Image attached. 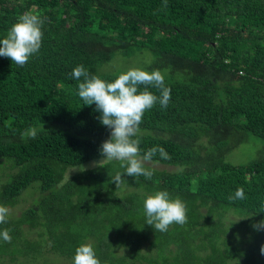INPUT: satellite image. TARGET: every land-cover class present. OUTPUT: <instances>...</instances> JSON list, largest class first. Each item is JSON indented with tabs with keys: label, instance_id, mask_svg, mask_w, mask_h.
Returning a JSON list of instances; mask_svg holds the SVG:
<instances>
[{
	"label": "trees",
	"instance_id": "1",
	"mask_svg": "<svg viewBox=\"0 0 264 264\" xmlns=\"http://www.w3.org/2000/svg\"><path fill=\"white\" fill-rule=\"evenodd\" d=\"M163 3L0 0V40L25 12L44 19L41 48L25 66L0 56V161L10 167L0 171V205L12 208L34 183L39 194L0 224L12 236L0 238V259L34 264L51 252L73 264L77 247L89 243L101 264H264V228L253 227L264 220V145L246 163L224 160L250 135L264 141V0H167L161 10ZM143 49L171 99L144 113L135 138L141 157L153 147L170 157L157 152L147 162L176 169L145 162L153 171L146 179L114 160L66 179L69 168L103 157L111 133L96 105L78 96L83 78L70 73L83 65L112 82L121 73L101 65ZM30 127L36 138H21ZM237 189L245 199L229 200ZM162 190L186 206L187 222L167 232L147 225L143 208ZM230 212L241 220L228 227Z\"/></svg>",
	"mask_w": 264,
	"mask_h": 264
},
{
	"label": "clouds",
	"instance_id": "2",
	"mask_svg": "<svg viewBox=\"0 0 264 264\" xmlns=\"http://www.w3.org/2000/svg\"><path fill=\"white\" fill-rule=\"evenodd\" d=\"M167 7V0L161 10ZM44 19L31 11L21 14L17 22L9 29L7 36L0 40V56L10 58L17 66H25L29 59L39 52L42 45V27ZM70 76L81 81L78 83V96L84 105H96V110L101 113L100 122L110 130V138L102 142L100 151L104 157L101 161H120L128 176H144L151 179L153 171L145 167V162L150 161L159 152L162 159H168L169 154L162 148L153 147L142 157L140 155L139 127L144 113L153 108L157 102L162 108H167L171 99V90L165 86V76L160 70L151 72L141 68H130L118 77L108 82L98 75H90L83 65L75 67ZM143 85L144 90L140 91ZM152 86L160 91L157 96L148 90ZM36 127L26 129L21 138L35 139L38 135ZM97 162L100 165V162ZM83 170V169H81ZM117 187L121 183V174L118 172L112 177ZM229 200H243V189H237ZM146 214V224L154 227L156 231L167 232L172 224L183 225L187 222L186 206L180 199H171L167 191H157L147 196L143 202ZM9 209L0 205V224L7 223ZM253 227L256 230L264 228V220ZM4 242L11 243L12 236L9 230L0 232ZM264 254V245L260 248ZM73 264H101L94 248L89 243L77 247Z\"/></svg>",
	"mask_w": 264,
	"mask_h": 264
},
{
	"label": "rangeland",
	"instance_id": "3",
	"mask_svg": "<svg viewBox=\"0 0 264 264\" xmlns=\"http://www.w3.org/2000/svg\"><path fill=\"white\" fill-rule=\"evenodd\" d=\"M153 61H154V55L150 50H147V49L137 51L131 56H125V55H122L120 52H116L112 56V58L106 63L102 64L101 67H103V69L107 73H118V72L122 73V72H126L130 68H141L143 70L151 72L153 70H157V68L153 66ZM263 145H264V141L262 139L256 136L250 135L247 141L239 144L238 146L233 148L231 151L227 152L224 156V160L232 164H235V165L246 163L250 159L256 156V154L258 153V150L261 149L260 147ZM102 159H104V157L93 159L83 164L73 166L68 169L67 171L68 173L66 172L64 177L68 179L70 177V174H73L81 169L85 170L87 168L94 167L98 165L97 162L101 161ZM3 162H7V161L6 160L0 161V171L10 170V167L1 166ZM103 162L104 161H101L100 163H103ZM147 163L151 164L153 167L158 168V169H166V170L176 169L175 166L152 164L150 162H147ZM6 180L7 178L4 181ZM36 184L37 183L30 185L27 189H25L22 192L20 196L17 197V201L15 205H13L12 208H9L10 217H13V218L17 217L19 213H21L25 208L29 207L36 199H38L39 194L38 192H36L38 190H35ZM239 220H241V217L230 212L227 215L226 225L229 227L231 225V222L239 221ZM28 236L32 239H35L36 233H31ZM28 263L29 262L27 261H24V263H22L20 259H19V262L17 261L15 263L4 260L3 258L0 259V264H28ZM34 264H72V263L64 260L62 257H59V255L55 253L45 252L43 256L39 257L34 262Z\"/></svg>",
	"mask_w": 264,
	"mask_h": 264
}]
</instances>
